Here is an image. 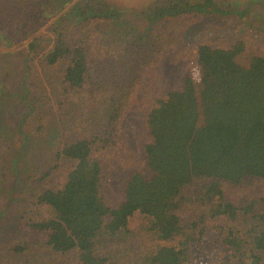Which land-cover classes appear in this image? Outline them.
I'll return each instance as SVG.
<instances>
[{"label": "trees", "instance_id": "obj_1", "mask_svg": "<svg viewBox=\"0 0 264 264\" xmlns=\"http://www.w3.org/2000/svg\"><path fill=\"white\" fill-rule=\"evenodd\" d=\"M238 7L0 0V46L23 43L0 50V264H191L207 216L224 218L219 264H264V53L200 42L196 76L146 82L172 44L156 23ZM12 55L16 89L4 85ZM138 93L141 158L121 126ZM113 169L126 170L115 201L103 189Z\"/></svg>", "mask_w": 264, "mask_h": 264}, {"label": "rangeland", "instance_id": "obj_2", "mask_svg": "<svg viewBox=\"0 0 264 264\" xmlns=\"http://www.w3.org/2000/svg\"><path fill=\"white\" fill-rule=\"evenodd\" d=\"M111 8L119 9L128 13H136L150 4L153 0H105ZM221 6L233 3L239 7L230 9L226 13H198L187 16H174L161 19L156 23V28L166 34V43L172 42L167 49L165 60L149 70L146 82L153 89L158 86H177L180 78L187 71L194 76L196 70L195 47L200 42L210 44H230L237 39L245 42L246 52L264 53V0H215ZM65 8V7H64ZM64 8L61 10L63 11ZM231 8V7H230ZM59 14V13H58ZM52 16L45 23H41L37 32L49 33V23L58 16ZM137 21L138 26H142ZM20 45L10 47L0 46V50L20 49ZM2 64V63H1ZM9 75L4 85L16 89L17 75L21 71V58L12 55L6 65ZM145 100L138 93L122 120V132L130 147L135 150L139 158L142 156L141 142L143 139V109ZM14 127H11L13 130ZM16 145V144H15ZM145 174L149 170L142 167ZM126 170L113 169L108 172L104 179L105 195L115 201L122 197V187ZM264 181V180H263ZM204 180H194L190 189H195ZM256 188H264V183L256 184ZM243 190V191H242ZM236 189L233 193H244V189ZM222 216H207L205 228L199 239L193 241L190 246L191 264H219L222 256V247L219 241V233L216 229L223 221ZM138 223V219L132 220V224Z\"/></svg>", "mask_w": 264, "mask_h": 264}]
</instances>
